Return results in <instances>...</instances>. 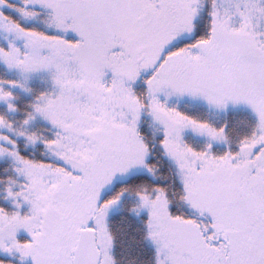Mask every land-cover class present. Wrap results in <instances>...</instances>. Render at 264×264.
I'll return each instance as SVG.
<instances>
[{"label":"snow or ice","instance_id":"6c2138e0","mask_svg":"<svg viewBox=\"0 0 264 264\" xmlns=\"http://www.w3.org/2000/svg\"><path fill=\"white\" fill-rule=\"evenodd\" d=\"M0 264H264V0H0Z\"/></svg>","mask_w":264,"mask_h":264}]
</instances>
